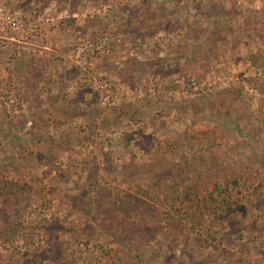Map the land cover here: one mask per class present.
<instances>
[{"label": "rangeland", "instance_id": "374dc122", "mask_svg": "<svg viewBox=\"0 0 264 264\" xmlns=\"http://www.w3.org/2000/svg\"><path fill=\"white\" fill-rule=\"evenodd\" d=\"M0 8V264H264V0Z\"/></svg>", "mask_w": 264, "mask_h": 264}, {"label": "built area", "instance_id": "2783aa9c", "mask_svg": "<svg viewBox=\"0 0 264 264\" xmlns=\"http://www.w3.org/2000/svg\"><path fill=\"white\" fill-rule=\"evenodd\" d=\"M0 11H1V8H0ZM1 29H2V24H1V22H0V33H1ZM2 39H6V38L3 37V36L0 34V46H1ZM0 48H1V47H0Z\"/></svg>", "mask_w": 264, "mask_h": 264}]
</instances>
